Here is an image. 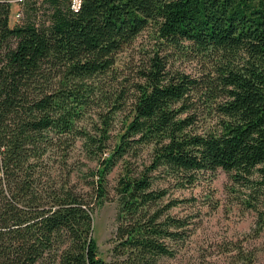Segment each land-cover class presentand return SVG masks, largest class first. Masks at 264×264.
<instances>
[{
	"label": "trees",
	"instance_id": "16d2710c",
	"mask_svg": "<svg viewBox=\"0 0 264 264\" xmlns=\"http://www.w3.org/2000/svg\"><path fill=\"white\" fill-rule=\"evenodd\" d=\"M81 1L76 12L73 0H24L26 20L11 26L14 4L0 0V264L175 259L190 238L193 216L172 214L185 201L162 183L184 189L219 169L230 175L239 203L257 213L251 237L260 238L264 0ZM146 30L157 43L142 81L131 100L123 92L112 101L102 78L114 70L119 51ZM209 52L218 57L210 74L194 78L172 67L180 54ZM200 92L221 100L214 106L217 130L200 131L192 99ZM102 103L112 104V113L128 105L110 149L104 128L90 136L81 126ZM97 116L111 124L107 113ZM78 140L96 162L87 190L78 189L71 171L54 176L50 164L57 149ZM118 168L115 245L106 263L93 214L107 202L108 177Z\"/></svg>",
	"mask_w": 264,
	"mask_h": 264
},
{
	"label": "rangeland",
	"instance_id": "374dc122",
	"mask_svg": "<svg viewBox=\"0 0 264 264\" xmlns=\"http://www.w3.org/2000/svg\"><path fill=\"white\" fill-rule=\"evenodd\" d=\"M26 11L19 3L12 5L10 25L14 26L26 20ZM18 14H21L20 18L17 17ZM154 37L150 30H146L116 55L114 70L102 78L105 85L110 86L111 90L108 91L113 94L112 101L118 103L117 96L123 92L130 100L133 98L136 84L142 81L141 70L144 69L148 56L153 55L149 52L156 48L157 41ZM216 63L218 57L213 52L207 53L204 57L184 53L172 59L174 70L183 71L194 78L201 77L206 72L212 73ZM206 96L209 95L200 92L194 94L192 98L196 104L198 102L196 111L202 132L217 130L218 115L214 106L221 101L212 97L208 99ZM128 105L124 104V109L113 113L110 111L112 104H109L110 107L105 103L95 105L81 126L86 128L90 136H96L98 130L104 128L111 137L107 143L110 149L114 146L117 136L123 132L125 117L128 115L125 109ZM99 112L112 117L110 125L105 126L102 123L97 116ZM84 143V140H78L72 146H66L64 150L57 149L50 162L54 176L71 171L73 182L79 190H87L85 184L91 181L88 171L96 166V162L88 159ZM119 172L118 168L109 175L107 185L109 198L105 205L95 209L93 214L94 238L99 256L106 263L113 260L112 249L115 245L119 208L114 188ZM162 186L170 188L171 197L185 201L181 207L173 210L172 214L193 216L190 238L183 244L175 259L165 260L162 264H264V232L260 238L256 239L255 235L251 237L257 213L246 209L231 192L233 183L228 173L221 169L208 172L202 175L195 185L184 189L177 188L174 181H170V185L163 182ZM240 250L244 254L239 258ZM245 256L249 257L250 261L245 260Z\"/></svg>",
	"mask_w": 264,
	"mask_h": 264
},
{
	"label": "built area",
	"instance_id": "2783aa9c",
	"mask_svg": "<svg viewBox=\"0 0 264 264\" xmlns=\"http://www.w3.org/2000/svg\"><path fill=\"white\" fill-rule=\"evenodd\" d=\"M24 0H10V2L12 3V4H17V3H19V2H23ZM81 6H82V1L81 0H73V2H72V7H73V9L76 11V12H78V11H80V9H81ZM17 17H21L20 16V14H18L17 15Z\"/></svg>",
	"mask_w": 264,
	"mask_h": 264
}]
</instances>
